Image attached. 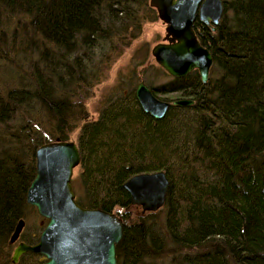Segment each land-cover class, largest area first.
<instances>
[{
	"label": "trees",
	"instance_id": "16d2710c",
	"mask_svg": "<svg viewBox=\"0 0 264 264\" xmlns=\"http://www.w3.org/2000/svg\"><path fill=\"white\" fill-rule=\"evenodd\" d=\"M223 3L217 31L195 23L213 56L210 82L194 70L155 85L147 55L120 74L95 119L92 90L156 20L150 0H0V60L12 63L10 79L0 75V264H13L19 221L40 217L27 194L37 149L56 140L79 147L77 202L122 217L118 264H264V0ZM141 81L195 103L155 119L137 98ZM159 171L166 203L141 214L125 184ZM47 223L22 241L38 243Z\"/></svg>",
	"mask_w": 264,
	"mask_h": 264
},
{
	"label": "water",
	"instance_id": "95a60500",
	"mask_svg": "<svg viewBox=\"0 0 264 264\" xmlns=\"http://www.w3.org/2000/svg\"><path fill=\"white\" fill-rule=\"evenodd\" d=\"M224 0H150L151 7L164 21L166 37L152 49L156 62L172 77H186L198 70L207 83L213 65L210 50L200 42L194 25L197 19L216 30L224 15ZM136 95L146 113L162 119L171 105L192 106L193 99L173 102L159 99L144 82ZM81 153L74 141L56 140L36 151V176L28 190L27 202L48 220L39 241L30 245L19 242L12 262L17 264L27 253L45 258L43 264H118L117 246L123 237V219L116 213L81 206L73 186ZM170 181L164 171L142 173L130 178L125 188L132 206L142 214L157 212L166 203ZM129 211V208L126 209ZM25 227L21 219L10 243L20 239Z\"/></svg>",
	"mask_w": 264,
	"mask_h": 264
},
{
	"label": "rangeland",
	"instance_id": "374dc122",
	"mask_svg": "<svg viewBox=\"0 0 264 264\" xmlns=\"http://www.w3.org/2000/svg\"><path fill=\"white\" fill-rule=\"evenodd\" d=\"M157 18L154 21L146 22L143 26V30L141 35L136 38L130 47H128L123 55L111 66L110 70H108L106 78L103 82L95 86L92 90V97L88 101L89 111L93 118H98L99 114L97 111V107L99 104V100L103 97V95L116 83L121 73H128L130 71L131 64L140 63L145 56L153 60V66L148 69V72L153 79L155 85L167 82L171 79V75L164 73L159 67H161L155 60L152 55V49L158 43L164 42L166 37V23L162 21L158 12H156ZM3 60H0V75L4 72L6 74V78L10 79L9 73H6L9 69V66H12V63L5 64ZM13 86L14 83H9ZM15 85V84H14ZM157 97L163 101L173 102L177 99L187 98L188 97L181 91L172 92L167 94H157ZM78 171H75L74 176H76ZM41 218H44L40 216ZM37 214L28 217V220L25 221V227L22 233L30 232L31 234L36 231L37 228L36 223L41 219ZM25 220V219H24ZM22 241V239H21ZM24 242V241H23ZM17 244H14V248ZM43 257V256H42ZM45 262V258L42 260V264ZM39 263V259L34 255L29 253L24 254L17 264H41Z\"/></svg>",
	"mask_w": 264,
	"mask_h": 264
},
{
	"label": "flooded vegetation",
	"instance_id": "af4514ba",
	"mask_svg": "<svg viewBox=\"0 0 264 264\" xmlns=\"http://www.w3.org/2000/svg\"><path fill=\"white\" fill-rule=\"evenodd\" d=\"M197 20H199V19H197ZM197 20H196V21H197ZM195 23H196V22H195ZM209 27H210V26H209ZM194 28H195V25H194ZM19 242H22V241H21V237H20V239L18 240V242H17V243H15V244H17V245H18V243H19Z\"/></svg>",
	"mask_w": 264,
	"mask_h": 264
},
{
	"label": "bare ground",
	"instance_id": "6f19581e",
	"mask_svg": "<svg viewBox=\"0 0 264 264\" xmlns=\"http://www.w3.org/2000/svg\"><path fill=\"white\" fill-rule=\"evenodd\" d=\"M195 28H196V26H195ZM211 28V27H210ZM212 29V28H211ZM217 31V30H216ZM211 75V74H210ZM210 82V81H209ZM89 196V195H88ZM92 196V195H91ZM91 196H89V197H91ZM131 196V195H130ZM124 212V211H123ZM127 212V211H126ZM142 214V213H141ZM124 215V214H123ZM44 225V224H43ZM46 226V225H45ZM124 236V235H123ZM120 245V244H119Z\"/></svg>",
	"mask_w": 264,
	"mask_h": 264
}]
</instances>
